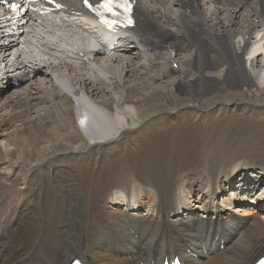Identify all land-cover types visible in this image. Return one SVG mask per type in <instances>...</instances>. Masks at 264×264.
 Instances as JSON below:
<instances>
[{
	"label": "bare ground",
	"instance_id": "obj_1",
	"mask_svg": "<svg viewBox=\"0 0 264 264\" xmlns=\"http://www.w3.org/2000/svg\"><path fill=\"white\" fill-rule=\"evenodd\" d=\"M148 1L151 9L136 0L135 28L112 50L79 23L71 0L66 19L26 15L29 31L9 45L0 23V264H253L263 253L264 162L224 146L202 170L143 156L145 185L131 177L119 190L87 192L81 179L55 181L62 164L89 160L98 176L106 154L126 141L136 149L171 123L264 121V0ZM37 45L50 67L27 63ZM24 46L30 52L9 65ZM69 91L92 114L84 132ZM51 174L61 203L48 214ZM81 230L84 246V234L73 235Z\"/></svg>",
	"mask_w": 264,
	"mask_h": 264
},
{
	"label": "rangeland",
	"instance_id": "obj_2",
	"mask_svg": "<svg viewBox=\"0 0 264 264\" xmlns=\"http://www.w3.org/2000/svg\"><path fill=\"white\" fill-rule=\"evenodd\" d=\"M147 1L141 0L144 6H148L151 9L150 5H152V2L148 1L147 3ZM207 7L213 10L214 5L208 2ZM173 9L174 14H176L177 6ZM173 67L175 68V65ZM14 91H10L6 97L10 96ZM5 112V110H2V113ZM219 119L213 121L215 122L214 127H208L203 122L192 124L190 120H184L180 124L171 123V126L160 127L158 131H153L145 141L139 143L136 149L131 147L132 142L126 141L116 149L115 154L119 155L113 157L106 154V158L101 163L102 168L98 176L91 173L93 168L92 160L87 161L88 163L81 162L79 166L77 163L70 165L62 164L61 171L59 170L56 173L57 178L55 177V181L57 182L59 180V183L67 185L73 184L74 181L77 182L81 179L87 192L98 188L110 189L112 191L119 190L131 177H135L134 179L145 185L148 183V177L143 172L144 169L140 163L143 156H151L154 161H160L162 164L172 161L182 171H188L190 169L202 170L210 155L221 146H224L223 152L225 154L233 155L236 158L241 157L264 162L263 120L258 119V121L256 117L251 120H244L231 116H224L223 119L221 118V122ZM168 130L170 131L168 132ZM132 146L134 147V145ZM72 165L74 166L73 169ZM75 175H78V179ZM56 182H54V176L51 174L48 179L49 196L47 195L45 201L47 204V213L55 211L58 204L61 203L60 199H53V196H55ZM235 183L237 184L238 182L236 181ZM260 188L256 189L255 193H260ZM79 233L84 234L81 240V246H84L85 232L81 230L75 232L73 235ZM69 238H63L65 239L63 241L64 245L67 244Z\"/></svg>",
	"mask_w": 264,
	"mask_h": 264
},
{
	"label": "snow or ice",
	"instance_id": "obj_3",
	"mask_svg": "<svg viewBox=\"0 0 264 264\" xmlns=\"http://www.w3.org/2000/svg\"><path fill=\"white\" fill-rule=\"evenodd\" d=\"M12 7L15 9L16 5H12ZM99 7L106 9L113 15H117L118 13L113 11V8H124L125 11H127V0H104ZM105 23H108V21H105Z\"/></svg>",
	"mask_w": 264,
	"mask_h": 264
}]
</instances>
